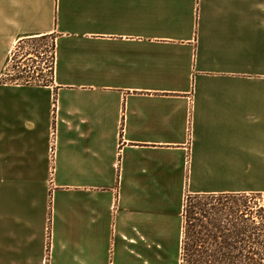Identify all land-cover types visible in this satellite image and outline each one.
<instances>
[{
    "label": "crops",
    "instance_id": "1",
    "mask_svg": "<svg viewBox=\"0 0 264 264\" xmlns=\"http://www.w3.org/2000/svg\"><path fill=\"white\" fill-rule=\"evenodd\" d=\"M46 38L51 82L7 81ZM251 193L264 0H0V264H180L185 198Z\"/></svg>",
    "mask_w": 264,
    "mask_h": 264
},
{
    "label": "trees",
    "instance_id": "2",
    "mask_svg": "<svg viewBox=\"0 0 264 264\" xmlns=\"http://www.w3.org/2000/svg\"><path fill=\"white\" fill-rule=\"evenodd\" d=\"M50 82L51 80L43 84ZM193 196L208 201L219 200L221 206L207 207L211 202H206L199 209L190 208L189 211L183 209L180 264H264V214L230 205V201L236 198L215 195ZM246 196L247 194L237 197V201L246 199ZM224 209L239 214L240 226L234 234L211 236L206 220L212 213ZM216 239H219L216 243L209 241Z\"/></svg>",
    "mask_w": 264,
    "mask_h": 264
},
{
    "label": "rangeland",
    "instance_id": "3",
    "mask_svg": "<svg viewBox=\"0 0 264 264\" xmlns=\"http://www.w3.org/2000/svg\"><path fill=\"white\" fill-rule=\"evenodd\" d=\"M53 52L52 46H51V40L49 38H46L38 43L34 42H27L22 43L17 46L12 51L11 58L9 60V66L7 68L5 79L7 81H10L12 79L19 78L20 76L27 75L24 71H27V67L30 65L31 61L29 59H33L32 63L38 62L36 65L37 69L39 68V65L41 63L40 59V52ZM28 54H31L32 56H27ZM34 56L37 57V59L34 58ZM32 57V58H30ZM23 59V60H22ZM21 62V63H20ZM20 63V68L17 69L15 67V64ZM24 64V67H21V65ZM9 72L12 73V77L9 75ZM240 198V197H239ZM206 202H211L207 207H220L219 200L215 201H208L207 199L197 198L193 195H189L185 198V206L183 209L190 210L191 209H199L202 207V205H205ZM232 206L235 207H241L242 209H246L248 211H251L253 213H262L264 214V196L260 194H247L246 199L242 198L240 201L232 200L230 201ZM262 247V245H259Z\"/></svg>",
    "mask_w": 264,
    "mask_h": 264
},
{
    "label": "built area",
    "instance_id": "4",
    "mask_svg": "<svg viewBox=\"0 0 264 264\" xmlns=\"http://www.w3.org/2000/svg\"><path fill=\"white\" fill-rule=\"evenodd\" d=\"M41 63L39 65V68L37 69L36 65L38 62L32 63L33 59H29L31 61L30 65L27 67V71H24L27 75L20 76L19 78L12 79L11 81L17 84H43L47 83L52 78V70H53V52H46L42 51L39 53ZM27 56H32L31 54H28ZM11 58V57H10ZM32 58V57H30ZM35 59H37L36 56H34ZM23 60V59H22ZM21 63V62H20ZM20 63L15 64V67L17 69L20 68ZM25 65L22 64L21 67H24ZM9 75L12 77V73L9 72Z\"/></svg>",
    "mask_w": 264,
    "mask_h": 264
}]
</instances>
